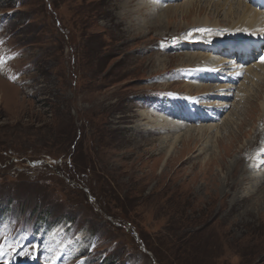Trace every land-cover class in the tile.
Here are the masks:
<instances>
[{"label": "rangeland", "instance_id": "1", "mask_svg": "<svg viewBox=\"0 0 264 264\" xmlns=\"http://www.w3.org/2000/svg\"><path fill=\"white\" fill-rule=\"evenodd\" d=\"M156 1L0 0V205L20 209L0 215L10 257L264 264L263 68L197 67L217 57L200 49L198 21L223 22L228 7Z\"/></svg>", "mask_w": 264, "mask_h": 264}, {"label": "bare ground", "instance_id": "2", "mask_svg": "<svg viewBox=\"0 0 264 264\" xmlns=\"http://www.w3.org/2000/svg\"><path fill=\"white\" fill-rule=\"evenodd\" d=\"M147 0H137V2L138 3H140V5H145L144 4V2H146ZM170 2V3H172V1L173 0H157L156 1V4L157 5H154L153 6V9H156V10H158L159 8H161V7H163V5H165V2ZM260 1L261 3L259 4L258 2ZM176 2V1H175ZM179 2V1H178ZM255 2L256 3H258V5H257V7L258 6H260L261 8H264L263 6H264V0H255ZM214 3H216V5L217 4H220L221 6H222V9L224 8V7H226L227 8V14L225 15V16H229L230 17V19H228L227 17L226 18H224V20H223V22H224V25H230L229 26V28L227 29L228 31H229V33L227 34V36H229V38H223V37H218V36H215V34L214 35H211V36H207V37H205L204 39H205V41H215L214 43H226V44H231V45H239V43L242 41V39H248L247 41H249L250 39H251V43L250 44H246V45H251V44H254L255 45V47H258L259 48V44L260 43H262L261 41H256V40H253V38H257V37H260V36H256V35H258L255 31L258 29L257 27L263 22V20H264V9H258V8H256V4H253L252 3V1H248V0H245L244 2H242V1H239V0H218V1H216V0H207V4L209 5V4H214ZM167 4V3H166ZM184 4V5H183ZM182 4V6H178L179 8L178 9H186V10H189L192 6H193V3H192V1L190 0H186V2H184ZM121 5H122V3H121ZM132 5V0H130V2H129V6H131ZM175 5H177L176 3H175ZM167 6H172V5H167ZM221 6H219V7H221ZM234 6H236L237 7V10H235V11H233L231 14L229 13V12H231L233 9H234ZM216 7V6H215ZM252 7L254 8V9H252ZM121 8V7H120ZM147 6H144L142 9H141V7L140 6H138V8H134V12L136 13V12H138V11H141V10H147ZM222 9H220L221 11H222ZM123 10V9H122ZM172 11H176V10H170L169 8H168V10L165 12V14H166V16H163V17H161V18H158L157 19V17H159V15L158 14H155V15H153V14H150L151 16H152V18L154 17V19H152V20H155L156 21V23L158 24L159 22H160V20H162V19H164V20H166V19H168L169 18V14H173L174 12H172ZM182 11V10H181ZM224 11V10H223ZM158 12V11H157ZM225 12V11H224ZM133 14V13H132ZM138 14V13H137ZM149 15V16H150ZM126 16H129V10L128 11H126ZM140 16H142V15H140ZM182 16V15H181ZM111 17V16H110ZM122 17V16H121ZM143 19H145V18H143ZM151 22V21H150ZM167 22V21H166ZM199 23L198 24H201L200 26L202 27L203 26V28H210L209 29V31H211V32H213V29L215 30L216 29V27L217 26H221V25H223V22L222 21H220V20H214L212 23L210 22V20H209V18L208 17H204L202 20H200V21H198ZM142 21H140L139 22V24L142 26ZM227 23V24H226ZM136 24V23H135ZM139 24H137V26L139 25ZM146 24V23H145ZM263 24V23H262ZM128 25V24H127ZM130 25V24H129ZM128 25V26H129ZM168 25V24H167ZM147 25H144V27H146ZM262 26V25H261ZM131 27H132V25H131ZM134 27H132L131 29H133ZM147 28V27H146ZM136 29H140V27L138 26V28H136ZM198 29V28H197ZM174 30V29H173ZM180 30H182V29H177V30H175V31H177V32H179ZM183 31V30H182ZM195 32V31H194ZM141 33V32H140ZM196 33V32H195ZM264 34V33H263ZM170 36V35H169ZM203 37V36H202ZM192 38V37H191ZM194 38V37H193ZM190 39V38H189ZM218 40V41H217ZM241 40V41H240ZM201 43H204V42H201ZM209 44V43H208ZM225 44V45H226ZM240 50V49H239ZM185 56V55H184ZM194 56L195 55H191V56H187L188 58V60L186 59V62H188V63H190L191 62V60H189V59H192V58H194ZM192 57V58H191ZM200 58L202 57V56H199ZM215 57V56H214ZM183 58V57H182ZM203 58V57H202ZM216 59H214L213 57H209L208 56V58H205V60L202 62V64H199V65H197V67H200V68H202L203 70H205V71H214V68L215 69H217L216 68V66L218 67H220V66H222L223 64H222V62H220V61H218V60H220L221 58H217V57H215ZM262 61H264V57L262 58V60L261 61H259L258 62V64L260 63V66H261V68H263L262 70H263V72H262V74H264V62H262ZM161 62V61H160ZM192 64V63H191ZM158 65H161V66H164V63H162L161 62V64H158ZM184 65V64H183ZM181 66V65H180ZM187 66V65H186ZM258 67V66H257ZM234 69V68H233ZM254 69H256V68H254ZM259 69V68H258ZM237 71V70H236ZM245 70H242V71H240V72H244ZM257 71V70H256ZM260 71V70H259ZM259 71H257V73L259 72ZM217 72V71H216ZM238 72V71H237ZM246 72L247 73H249V74H252L253 72H249V70H246ZM261 72V71H260ZM226 74V73H225ZM235 74V73H234ZM238 74V73H237ZM209 75V74H208ZM227 75V74H226ZM225 75H223V77H224ZM235 76V75H234ZM240 76V75H239ZM245 76V75H244ZM250 76V75H249ZM210 77V76H209ZM231 77V76H230ZM229 77V78H230ZM225 78V77H224ZM236 78V77H235ZM238 78V77H237ZM262 78V77H261ZM249 79V78H248ZM188 83V82H187ZM193 83V82H192ZM195 84H196V82H195ZM222 85H223V82H222ZM226 85V84H225ZM240 85H242V84H240ZM198 87H200V86H197V88ZM232 87V86H231ZM242 88V87H241ZM241 88H239V89H241ZM9 89H10V87H9ZM193 89V88H192ZM14 91H16V90H14ZM227 91V90H226ZM218 92H220V91H218ZM217 92V93H218ZM146 111V110H145ZM149 111V110H148ZM149 113V112H148ZM156 113V112H155ZM152 114V113H151ZM161 114V113H160ZM159 114V115H160ZM140 115V118H147L146 116H147V113H146V115H141V114H139ZM151 116V115H150ZM149 116V117H150ZM153 116V115H152ZM168 116V115H167ZM148 117V118H149ZM154 117V116H153ZM158 117V119H163V115H160V116H157ZM166 117V116H165ZM151 118V117H150ZM148 120V119H147ZM168 120V119H167ZM154 121V120H153ZM150 122V121H149ZM155 125H153V126H148V130H150V132H152V133H157V131H155L154 130V128H156L157 127V125H158V122L156 123V122H153ZM203 127V126H202ZM177 131V130H176ZM159 132V131H158ZM165 132V131H164ZM173 132V131H172ZM160 133V132H159ZM171 133V132H170ZM177 133V132H176ZM177 135V134H176ZM188 135V134H187ZM186 138V137H185ZM191 138V137H190ZM188 138H186V140H187ZM173 142V144H174V141H172ZM171 142V143H172ZM171 145V144H170ZM170 147V146H169ZM259 174H261V173H259ZM241 182V181H240ZM239 182V183H240ZM255 182V181H254ZM259 183V182H258ZM256 184V183H255ZM228 185V184H227Z\"/></svg>", "mask_w": 264, "mask_h": 264}, {"label": "trees", "instance_id": "3", "mask_svg": "<svg viewBox=\"0 0 264 264\" xmlns=\"http://www.w3.org/2000/svg\"><path fill=\"white\" fill-rule=\"evenodd\" d=\"M7 201H8V202H11L12 200L7 199ZM8 204H10V203H8ZM36 208H37V207H36ZM36 208H34V210H36ZM45 213H47V210H46L44 213H43V212L39 213L40 215H39V214H38V215L40 216V218H43V219L46 220L48 214H45ZM41 215H42V216H41Z\"/></svg>", "mask_w": 264, "mask_h": 264}, {"label": "snow or ice", "instance_id": "4", "mask_svg": "<svg viewBox=\"0 0 264 264\" xmlns=\"http://www.w3.org/2000/svg\"><path fill=\"white\" fill-rule=\"evenodd\" d=\"M262 62H264V61H262Z\"/></svg>", "mask_w": 264, "mask_h": 264}]
</instances>
